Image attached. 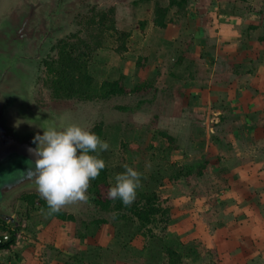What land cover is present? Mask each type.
<instances>
[{
    "label": "rangeland",
    "instance_id": "obj_1",
    "mask_svg": "<svg viewBox=\"0 0 264 264\" xmlns=\"http://www.w3.org/2000/svg\"><path fill=\"white\" fill-rule=\"evenodd\" d=\"M132 1L0 0V32H8L12 41L17 35L13 29L24 32L30 24L46 32L47 25H43L48 23V13L61 10L56 14L62 19L55 25V37L45 43L42 56L79 28L74 22L79 12L92 6L97 11L115 6L117 20L122 11L117 25L130 32L127 52L114 50L120 42L110 38L107 48L92 54L89 70L98 89L103 81L122 77L130 91L147 81L151 88L145 95L130 92L92 101L59 100L45 85L43 61L37 62V57L30 69L21 67L28 74L39 71L37 94L31 88L30 97L43 108L53 107L67 124L78 123L91 131L102 125L101 139L110 147L100 154L110 183L114 185L115 175L125 171V165L133 167L142 174L137 198L141 192H155L170 208L169 221L160 218L149 230L133 220H117L114 213L101 210L89 189L87 200L61 209L73 215L72 219L49 216L40 202L31 206L22 199L23 194L39 193L35 179L26 177L34 167L14 157L0 164V215L9 217V230L15 229L14 223L19 229L16 244L0 250V264H15L22 254L29 264H171L168 247L182 255L183 263L178 264H264V107H242L240 92L234 94L235 102L232 89L218 82L216 75L222 66L217 61L220 66L215 69L213 57L178 59L176 51L182 42L166 38L157 43L155 38L150 41L157 54L150 52L152 46L146 42L152 35L147 31L142 35L144 27ZM168 16L161 28L167 27ZM93 31L83 29L81 36L91 40ZM32 38L24 39L26 46H31ZM21 45L17 42L14 51L23 52ZM13 73L12 69L6 72L7 85L14 81L12 76L17 77ZM14 124L26 127L32 123L17 118ZM36 128L43 133L42 127ZM160 130L173 135L178 148L172 149ZM206 159L210 162L202 176L176 178L183 164L197 165Z\"/></svg>",
    "mask_w": 264,
    "mask_h": 264
},
{
    "label": "trees",
    "instance_id": "obj_2",
    "mask_svg": "<svg viewBox=\"0 0 264 264\" xmlns=\"http://www.w3.org/2000/svg\"><path fill=\"white\" fill-rule=\"evenodd\" d=\"M176 3H178L179 8H182L185 0H170L168 7H163L159 4L156 6L155 24L157 26H166L167 13ZM74 22L79 24V28L59 39L53 45L51 53L43 59V64L47 69V76L44 77V82L52 90L54 98L59 100L77 99L92 101L95 98L109 99L113 96H122L130 92L138 95H145L148 92L151 86L147 85V81L139 82L130 91V88L123 84L122 77L120 79L103 81L99 89L94 85L95 78L89 70L92 54L98 52L100 49L107 48L109 46L107 40L110 38L115 39L116 42H120L114 47V50L119 53L127 50V39L130 36V32L119 29L115 6L110 7L107 11H97L96 7L92 6L89 11L85 13L79 12L74 16ZM83 24L85 25L81 28ZM86 28L94 30L91 34V40H87L81 36L82 30ZM92 131L101 138L103 132L102 125L96 126ZM159 133L168 139L170 142L169 146L172 149L178 148V142L173 135L163 130H160ZM99 156L102 158L100 153ZM209 162L206 159L197 165L183 164L175 176L177 179H181L182 177L189 178L193 174L202 176ZM111 186L113 185L109 181V171L106 165L101 170L100 175L90 181L89 192L101 210L114 213V217L117 220H133L139 224L141 229L147 227L149 230L151 225L160 222V218L164 222L169 221L168 214L170 208H166L161 203L159 196L155 192H141L139 198L131 205L125 206L121 200H113L108 197V191ZM21 197L31 206H34L36 201H38L42 207L48 210L46 201L40 195L27 193ZM52 216L62 220L73 218V215L67 214L63 210ZM7 224L8 221L0 215V236L3 237L4 234L10 235L7 240L0 242V250L12 248L16 244L19 226L17 223H14L15 229L9 230L8 226H6ZM7 232H10V234ZM167 254L171 264L183 263L181 259L182 255L176 250L168 247Z\"/></svg>",
    "mask_w": 264,
    "mask_h": 264
},
{
    "label": "crops",
    "instance_id": "obj_3",
    "mask_svg": "<svg viewBox=\"0 0 264 264\" xmlns=\"http://www.w3.org/2000/svg\"><path fill=\"white\" fill-rule=\"evenodd\" d=\"M169 3L170 0L131 2L143 24L142 35L145 31L152 35L146 42L152 46L149 51L157 54L156 45L150 40L156 38L159 43L160 39L163 42L167 38L168 42L172 39L182 42L176 51L178 59L187 57L185 60L199 61L213 57L214 68L220 66L217 61L222 66L219 74L216 73L218 82L232 89L235 102L237 95L234 98V94L240 92L242 107H264V0H185L182 8L178 3L170 8L168 25L161 28L155 24V8L158 4L168 7ZM121 12L118 11L117 20ZM128 17L132 19L129 13ZM15 264L29 262L22 254Z\"/></svg>",
    "mask_w": 264,
    "mask_h": 264
},
{
    "label": "clouds",
    "instance_id": "obj_4",
    "mask_svg": "<svg viewBox=\"0 0 264 264\" xmlns=\"http://www.w3.org/2000/svg\"><path fill=\"white\" fill-rule=\"evenodd\" d=\"M32 143L36 147L28 151L34 157V168L27 174L35 179L37 191L46 201L47 215L58 213L65 205L87 200L90 181L106 167L99 153L107 151L109 143L78 123L37 132ZM141 175L125 165V171L115 175L108 197L131 205L141 187Z\"/></svg>",
    "mask_w": 264,
    "mask_h": 264
},
{
    "label": "flooded vegetation",
    "instance_id": "obj_5",
    "mask_svg": "<svg viewBox=\"0 0 264 264\" xmlns=\"http://www.w3.org/2000/svg\"><path fill=\"white\" fill-rule=\"evenodd\" d=\"M31 9L34 10L33 5L31 7ZM61 10H54L51 11L50 13H48L49 15V20L47 19V15L45 16V19L48 20L47 24H44L43 26L47 25V31L46 32H41L38 30H35L34 25L30 24L29 29L24 30V32H21L22 29L17 30V29H13L15 31H17V35L14 36L13 41H12V36L10 35V42L7 43V47L8 49H6V57L4 60V70L5 69H12L15 73H17L16 71L19 70V72L21 73L20 76L23 77V82L20 81V79L16 76H12L13 78V82L10 83L9 85H7V81L4 80L0 83V102L2 104L1 106V113H0V117L1 118H6L7 123L10 126L16 127V124H14V119L16 122V119H25L27 118L24 113L28 112V115L31 116L29 113V110L32 111V117L35 116L38 117V119H40V117H43L45 119L49 118V119H53L54 120V125L55 122L58 121V125L53 126V124H51L53 127L57 128V129H62L63 127L67 126V122L66 119L64 120L63 118H60V115H57L56 110L53 107H46L43 108L41 105H39V103L37 101H34L33 98H31V88L34 89V95L36 96L37 92H36V87L38 86V81L41 79L40 75H39V71H37L36 74L34 73H27V69L31 68V64H33V62L37 59V62H41L43 61V59L49 54L48 52L46 53L47 55H42L43 49H45V43H50V38L55 37V35H52L53 32H55V29L57 30V27L55 26L56 24H58L60 22V20L62 19V16H60L59 18H57L56 14L59 13ZM57 18V19H56ZM44 19V21L46 22V20ZM60 19V20H59ZM46 28V27H43ZM38 32V35H37ZM59 32V30H58ZM19 33H22L21 35ZM34 38V41H32V43H30L31 46L28 47V45L26 46V43L29 38ZM32 38V39H33ZM24 39H28L27 41H24ZM31 39V40H32ZM3 40V38H2ZM22 41V43L20 42ZM20 43L22 44V51L20 53H17V51H14L16 48V43ZM25 44V45H24ZM48 47V45H47ZM52 47L53 45L50 46L51 51H52ZM40 56V57H39ZM45 56V57H44ZM36 62V63H37ZM23 63V64H22ZM35 63V64H36ZM16 65H21L26 67V70H24V67H19L18 69H16ZM13 73V74H15ZM27 73V74H25ZM16 75V74H15ZM21 85H23V89L20 90L18 89ZM13 87H17L13 88ZM24 91V92H23ZM31 99V100H30ZM8 104V105H7ZM40 106L43 108H40ZM20 110H22L20 112ZM61 114V113H60ZM5 115V117H4ZM27 115V116H28ZM54 117L56 119H54ZM59 119V120H57ZM30 122V121H29ZM31 123V122H30ZM34 125V123H32ZM32 124L24 127H17V128H23V129H31V130H35L36 133L38 132L36 127H40L39 124H36L34 126H32ZM63 124V125H62ZM62 125V126H61ZM44 131V129H42ZM24 158H26L25 160L32 165V167H34V158H31V156L26 157L24 156ZM28 173V172H27ZM26 177H29L28 175H26ZM10 190L9 192H11V188L7 189ZM1 197V194H0ZM2 216V215H1ZM3 218H5L7 220H9V217L7 216H2Z\"/></svg>",
    "mask_w": 264,
    "mask_h": 264
},
{
    "label": "water",
    "instance_id": "obj_6",
    "mask_svg": "<svg viewBox=\"0 0 264 264\" xmlns=\"http://www.w3.org/2000/svg\"><path fill=\"white\" fill-rule=\"evenodd\" d=\"M7 33L8 32L3 34L0 32V49L4 51V52L0 51V83L5 80L6 72L11 70L9 68L4 70L5 67L4 60L6 57L5 50L8 49L7 43L10 42V35ZM16 72L17 73L15 74L17 75V77L20 79V81L23 82V77L20 76V73L18 71ZM1 102H0V113L2 109ZM29 112L32 113L30 110ZM26 117L28 118V121H30L31 123L35 122L36 124H39V126L42 127L43 129L50 128L51 124L54 123V120L49 118L45 119L42 117L38 119V117L35 116V120H33L31 119L32 116L28 115ZM43 120H48V122L41 123ZM35 134H36L35 130L10 126L7 123L6 118L0 117V164L14 157L26 159L24 158V156L26 157L31 156V158H34L29 153L28 149L30 147L32 148L36 147V145L32 143Z\"/></svg>",
    "mask_w": 264,
    "mask_h": 264
},
{
    "label": "built area",
    "instance_id": "obj_7",
    "mask_svg": "<svg viewBox=\"0 0 264 264\" xmlns=\"http://www.w3.org/2000/svg\"><path fill=\"white\" fill-rule=\"evenodd\" d=\"M9 238L8 234H4L3 237L0 236V242L5 241Z\"/></svg>",
    "mask_w": 264,
    "mask_h": 264
}]
</instances>
